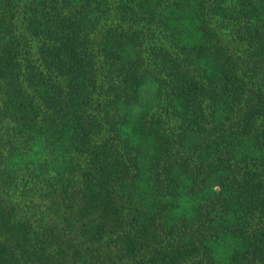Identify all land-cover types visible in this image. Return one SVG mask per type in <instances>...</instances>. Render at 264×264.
<instances>
[{
	"label": "trees",
	"instance_id": "trees-1",
	"mask_svg": "<svg viewBox=\"0 0 264 264\" xmlns=\"http://www.w3.org/2000/svg\"><path fill=\"white\" fill-rule=\"evenodd\" d=\"M0 264H264V0H0Z\"/></svg>",
	"mask_w": 264,
	"mask_h": 264
}]
</instances>
